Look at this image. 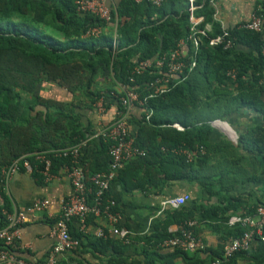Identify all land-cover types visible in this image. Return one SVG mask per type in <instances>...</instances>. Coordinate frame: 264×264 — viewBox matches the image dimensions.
<instances>
[{
  "label": "trees",
  "instance_id": "obj_1",
  "mask_svg": "<svg viewBox=\"0 0 264 264\" xmlns=\"http://www.w3.org/2000/svg\"><path fill=\"white\" fill-rule=\"evenodd\" d=\"M77 1L0 0V175L3 168L25 155L76 146L87 140L93 133V116L100 102L106 112L115 106L121 108L120 98L126 91L146 99V88L161 70L151 68L135 75V68L147 60L168 57L191 34L189 0H166L161 7L148 1L120 0L114 7L109 4L110 23L79 11ZM195 5V15L205 18L200 28L205 29L208 23L214 28L206 35L198 34L197 50L191 41L187 42L189 52L182 55L183 61L187 66L196 61L195 68L189 71L187 67L181 77L174 78L165 94L146 99L140 117L131 114V135L145 155L125 164L113 183L122 177L133 178L131 173L137 178L143 174V179L153 184L155 175L164 182L175 179L169 175L172 171L180 175L196 172L197 162L207 167L212 158L218 159V134L211 122L225 121L242 110L264 117V30L231 27L227 31L235 46L228 50L212 47L210 39L223 33L221 24L215 21L213 0H195ZM255 10L264 18V2ZM94 29L100 33L89 34ZM166 72L167 67L162 74ZM230 72H235L236 77H231ZM147 112H152L151 117L147 118ZM175 123L186 130L172 128ZM98 140L91 160L88 147L81 150L79 163L88 178L110 167L108 145ZM239 140L250 146L247 149L253 154L263 155L264 127L247 130ZM201 147L206 153L196 164H189L184 154L175 152L179 148L193 151ZM31 161L35 162L34 158ZM216 162L214 177L218 179ZM52 163V172L59 175L72 165V158H53ZM34 173L44 183L43 176L36 170ZM205 188L214 193L207 183ZM108 196L112 197L111 190ZM116 202V211L121 213ZM4 204L5 208L0 207L3 222V211H11L7 199ZM194 208L202 209L196 205ZM182 209L168 212L180 214L181 223L196 217L192 211L185 214ZM202 218L222 220L224 216L216 207L204 210ZM168 226L165 221L159 222L146 244L159 249L161 243L176 236L168 232ZM234 229V238L240 237L243 229ZM105 233L92 244L85 243L82 234L72 235L80 241V247L58 264H75L73 255L81 257L79 264H126L128 244ZM88 246L99 263L84 258ZM12 250L18 255L15 247ZM186 252L175 249L165 264H175L180 256L187 258ZM219 257L215 254L211 262ZM160 258L164 260L161 255ZM234 259L235 256L230 261Z\"/></svg>",
  "mask_w": 264,
  "mask_h": 264
},
{
  "label": "crops",
  "instance_id": "obj_2",
  "mask_svg": "<svg viewBox=\"0 0 264 264\" xmlns=\"http://www.w3.org/2000/svg\"><path fill=\"white\" fill-rule=\"evenodd\" d=\"M119 2L120 0L105 1L107 5L111 4L113 7ZM213 2L216 9L215 21L221 24L222 29L228 30V28L246 23L259 3L264 0H213ZM206 25L213 30V25L209 23ZM188 52L189 49L185 44L182 47V53L186 55ZM116 109L115 106L104 113H100L98 109L95 111L93 135L99 126H108L115 120ZM141 112V107L136 105L131 114L140 117ZM87 122L85 118V123ZM213 127L218 134V159L212 158L209 166L201 167L197 162L198 158L206 153L205 148L201 147L193 151L179 148L186 151L181 154L186 156L189 164L197 162L196 172L180 175L174 171L171 174L169 169L168 174L173 175L175 179L166 180L162 175L161 178L166 181L161 182L158 175H155L152 179L153 184L148 183L146 178L143 179L145 175L139 174L141 179H138L137 174L131 173L133 178L122 177L121 180L113 183L111 196L119 203L123 216V228L131 233L129 243L122 240L128 244L125 252L128 259L126 264H151L152 262V264H165L168 262L169 255L175 249L165 247L154 249L146 244V240L154 233L156 225L161 221L169 224L168 232L172 234H178L180 226L188 222L181 223L182 216L180 214L173 216L168 212L175 210L165 205V202L171 197L190 196V201L183 206L182 212L187 214L192 211L196 215L193 220L189 221L197 223L194 232L207 246L206 251L186 252L187 258L180 256L176 259L175 264H210L215 254L221 258L226 246L234 239L236 229L234 227L239 226H230L229 222L243 214L254 215L258 206L264 204V153L263 155L259 152L253 154L247 149L250 146L239 140L247 130L264 127V117L255 111L242 110L225 121L218 120V126L213 125ZM95 144H99V140L96 138L85 145L88 147L90 160L97 151ZM217 160L218 179L214 177ZM0 179V188L2 189L0 190V194H2L0 195V207L5 208L4 201L7 199L11 204L9 212H21L27 218L15 247L18 255L31 264L47 260L56 243V238L52 235L53 226L61 213L63 204L73 192V186L66 171L61 170L58 179L51 186L41 182L34 172L30 173L25 170L15 174L7 183L2 181L1 171ZM205 183L211 187L209 189H212L214 193L206 190ZM40 199H47L50 205L43 211L32 212L34 203ZM195 205L202 209L196 210ZM216 207L220 216H224L222 220L202 218L204 210ZM226 208L229 209L226 211ZM2 223L4 224L0 217V228ZM111 230L112 226L104 218L89 219L84 231L81 230L80 224L76 220L70 225L71 235L82 234L85 236V243L89 242L90 244L99 240L102 232H107L112 238L121 239L110 233ZM82 239L84 240V238ZM87 248L90 251H87L84 258L93 263H99V259L92 254L94 250L89 246ZM147 253L148 256H146ZM160 255L164 260L160 258ZM98 256L102 258L101 255ZM73 259L75 264H79L81 257L73 255ZM224 264H264V245L254 242L248 252L237 254L232 262L229 260Z\"/></svg>",
  "mask_w": 264,
  "mask_h": 264
},
{
  "label": "built area",
  "instance_id": "obj_3",
  "mask_svg": "<svg viewBox=\"0 0 264 264\" xmlns=\"http://www.w3.org/2000/svg\"><path fill=\"white\" fill-rule=\"evenodd\" d=\"M105 1L78 0L77 5L79 11L95 14L106 23H110L112 21V12L110 6ZM135 1H148L156 7H161L166 0ZM189 1L190 22L192 25L188 40H182L179 44V49L171 53L168 57L141 62L134 70L135 75H141L145 70L151 68L161 70L159 72L160 75L154 78L146 88L149 91V96L146 99L165 94L170 90L174 78L181 77L187 67L189 71H192L196 66V61H192L188 66L183 61L182 47L188 41H191L194 49L197 50L199 47L198 34L206 35L208 31H211V28L208 25L205 29L200 28L205 18L195 15L197 9L195 0ZM240 27L254 32H263L264 18L259 13V10H254L249 20ZM99 33L100 30L98 29L89 32L92 35H98ZM210 46H222L228 50L232 49L235 43L230 38L229 32L223 29L222 34L210 39ZM165 67H167V72L162 74V70ZM229 75L233 78L236 77L235 72H230ZM131 80L132 82L135 81L134 76ZM121 89L125 90V86L121 85ZM146 99H141L140 95L134 91H126V94L120 98L121 108L116 109L115 120L108 126H99L95 135L92 134L91 137L89 136L90 138L88 137L89 140H85L76 146L25 155L14 160L2 170V181L4 183L9 182L15 174L23 170L30 173L36 170L43 176L44 182L51 186L58 179V175L52 172L53 158H72V165L64 168V170L71 181L73 192L63 204L61 213L53 226L52 235L56 238V243L47 260L39 262L38 264H58L61 257L76 251L80 247V241L73 238L70 233V225L74 220L79 222L81 230L84 231L91 217L104 218L112 226L110 233L119 236L125 243H129L131 233L122 227L123 216L119 211H116L117 202L113 197H109L108 193L112 188L118 171L133 159L145 155V151L136 144V137L131 135L129 119L133 107L136 105L140 107L145 106ZM98 110L100 113L105 112V107L102 102L98 104ZM151 115L152 112H147V118L151 117ZM171 127L181 132L186 130L179 123H175ZM94 138L101 139L108 145V155L111 158V163L107 171L97 173L88 178L84 169L80 166L79 158L82 148ZM175 152L186 153V151L181 149L175 150ZM32 158H34L35 162L31 161ZM189 201V195L171 197L165 202V205L170 209H180ZM49 205L50 202L47 199L37 200L33 205L32 212L43 211ZM3 216L5 220L4 225L0 228V264H31L20 258L12 250V248L17 246L20 239L21 229L26 223V215L21 212L4 210ZM196 224L195 221H188L181 225L179 233L165 240L160 244V247L180 249L187 252L206 251V244L194 232ZM229 224L230 226H241L244 232L240 237L230 241L221 258L216 259L210 264H224L237 254L248 252L254 242H259L264 245V204L258 206L254 215L243 214V216H237ZM105 236V232L100 233V237Z\"/></svg>",
  "mask_w": 264,
  "mask_h": 264
},
{
  "label": "rangeland",
  "instance_id": "obj_4",
  "mask_svg": "<svg viewBox=\"0 0 264 264\" xmlns=\"http://www.w3.org/2000/svg\"><path fill=\"white\" fill-rule=\"evenodd\" d=\"M51 95H53L52 93H51ZM54 95H56V94H54ZM213 125H215V126H218V120H216V121H214V122H211Z\"/></svg>",
  "mask_w": 264,
  "mask_h": 264
}]
</instances>
